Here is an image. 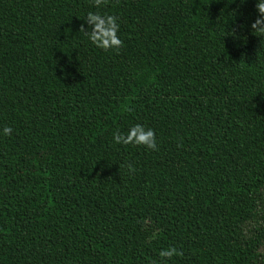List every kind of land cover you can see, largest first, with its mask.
<instances>
[{"label":"trees","instance_id":"1","mask_svg":"<svg viewBox=\"0 0 264 264\" xmlns=\"http://www.w3.org/2000/svg\"><path fill=\"white\" fill-rule=\"evenodd\" d=\"M256 3L0 0V264H160L168 247V264H264ZM90 11L118 18V52L79 32ZM137 123L158 151L114 143Z\"/></svg>","mask_w":264,"mask_h":264},{"label":"clouds","instance_id":"2","mask_svg":"<svg viewBox=\"0 0 264 264\" xmlns=\"http://www.w3.org/2000/svg\"><path fill=\"white\" fill-rule=\"evenodd\" d=\"M245 0H241L244 3ZM93 6L99 9L101 6L107 4V0H92ZM256 9L258 12L257 19L251 24V30L254 35L264 37V0H257ZM85 23L88 25L86 29L82 24L79 32L83 33L91 41L93 45L104 51L115 50L119 51L124 47V42L120 39L118 33L120 24L115 15H102L99 11L88 12L84 18ZM235 33V30H233ZM13 129L9 126L3 128V134L10 136ZM113 140L118 145H137L144 146L147 149L158 151L157 138L154 130L145 128L142 124H135L127 133L117 131L113 134ZM127 168L130 173H135L136 169L128 164ZM183 252L179 251L176 247H168L159 251L160 264H168L173 257H181ZM152 264H157L153 261Z\"/></svg>","mask_w":264,"mask_h":264}]
</instances>
